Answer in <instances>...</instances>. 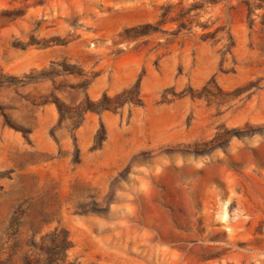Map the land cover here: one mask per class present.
Segmentation results:
<instances>
[{
  "label": "rangeland",
  "instance_id": "obj_1",
  "mask_svg": "<svg viewBox=\"0 0 264 264\" xmlns=\"http://www.w3.org/2000/svg\"><path fill=\"white\" fill-rule=\"evenodd\" d=\"M0 264H264V0H0Z\"/></svg>",
  "mask_w": 264,
  "mask_h": 264
}]
</instances>
